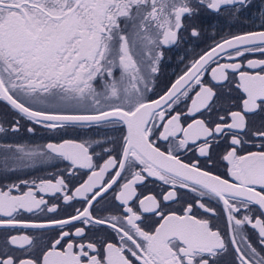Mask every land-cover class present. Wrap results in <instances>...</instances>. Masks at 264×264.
<instances>
[{"label": "snow or ice", "instance_id": "1", "mask_svg": "<svg viewBox=\"0 0 264 264\" xmlns=\"http://www.w3.org/2000/svg\"><path fill=\"white\" fill-rule=\"evenodd\" d=\"M251 4L252 0H0V101L48 129L105 124L126 127L120 159L110 155L102 165L93 162L89 146L76 140L48 143L44 151L5 146L14 149L12 158L19 162L44 156L62 158L72 169H88L90 174L74 186L71 195L65 191L71 189L64 176L41 180L38 188L36 181L30 186L21 181L27 186L23 192L16 183L0 187V227L61 229L55 236L44 232L35 237L4 236L0 239V264H264V143L260 151L245 152V141L239 134L249 130V114H264V59L246 60L248 68L260 69L254 73L243 71V63L218 60L222 54L228 61L243 59L246 53L264 55V31L222 38L193 60L158 99L145 95L150 91V76L159 71L161 48L178 42L186 17L193 20L201 10H208L232 23ZM191 35H200L196 27H191ZM212 64L215 67L210 68ZM116 68L121 69L119 78L114 76ZM208 71L220 87L229 80V71L239 74L237 88L243 93L240 110L219 105L230 123H216V119H225L218 112L215 118H197L213 112L217 107L214 98L223 101L225 97L204 82ZM98 77L103 81V92L95 86ZM195 86L199 90L189 96ZM227 95L230 107H237L230 93ZM184 98L191 101L190 107L186 112L176 111ZM69 105L91 106L93 111L61 110ZM18 128L17 120L13 131ZM4 131L0 124V133ZM230 133V150L220 159L230 166L227 174L231 179L205 170L198 161L185 163L175 154L202 141L199 155L211 163L213 145ZM253 135L264 141V131ZM169 138L176 139V144L162 151L156 141ZM8 159L5 155L6 165ZM137 165L142 166L140 170L132 171ZM113 169L118 170L108 175ZM126 171L130 179L122 175ZM67 176L74 177L76 172L69 170ZM146 178H156L170 190L161 192L160 199L153 194L141 198L137 185H143ZM121 179L125 182L118 185ZM114 185L119 187L115 199L122 205L138 204L140 212L128 206L123 215H94L96 211L108 212L107 206L96 209L95 205ZM177 188L187 189L201 200L222 202L221 212L200 200L195 202L196 208L212 219L194 215L192 203L182 214L162 207V202L177 200ZM37 191L52 195L63 192L65 204L79 198L85 206L73 208L74 214L64 219H18L22 212H58L59 205L48 206L43 196L37 198ZM253 206L259 215L252 214ZM221 213L226 217L224 234L213 222ZM143 214L158 217V225L145 230L141 226L146 223ZM96 225L111 229L115 242L107 233L84 242L86 227ZM248 227L257 233L255 246ZM10 246L22 255H14Z\"/></svg>", "mask_w": 264, "mask_h": 264}, {"label": "flooded vegetation", "instance_id": "2", "mask_svg": "<svg viewBox=\"0 0 264 264\" xmlns=\"http://www.w3.org/2000/svg\"><path fill=\"white\" fill-rule=\"evenodd\" d=\"M226 9H222V12ZM261 13H264V0H252V4L243 9L236 19L232 23H226L225 17L218 16L216 13L201 10L200 15L195 17L193 20H189L187 17L184 19L186 25L185 29H182L179 33V40L174 45L163 46L161 51L163 52V57L159 62V71L150 76L151 83L148 87L150 91L145 93L148 99H157L160 95H163L164 92L170 87L171 83L183 75L187 71L190 63L198 59L199 55H202L204 51L209 50L215 42H219L222 38L230 34H242L249 31H264V28L261 27L262 22H264V17ZM191 27H196L200 33L198 37L191 35ZM134 52L137 51L135 44H133ZM139 59V57H137ZM247 59H264V55H261L259 52L245 54L243 59L238 58L237 60L228 61L223 58H218L220 63H235L240 62L245 64L243 71L257 72L260 71L259 68L250 69L246 66ZM215 67V64L210 65ZM144 70L142 65V71ZM121 74V69L116 68L114 70V76L119 78ZM238 73H233L232 71L228 72L229 80L223 82V86L220 87L212 80L211 72L208 71L204 74L203 80L206 84L213 87L217 91L218 95L225 93L223 101H216L214 98V103L217 104V107L213 108L211 114L205 113L204 115H198L197 118L206 119L208 115H212L215 118L217 112L219 116L224 117V121L216 119V123L231 121L227 118L226 112L219 107L223 103L225 108H230L231 111L240 110L239 98L243 95L241 90H238L237 85L239 83ZM106 80H111V78L105 77ZM146 79L149 77L146 76ZM95 86L98 92H103V81L98 77L95 82ZM199 87L195 86L193 91L189 92V96H194L195 91H198ZM228 93L230 97L237 104V107H230L227 103ZM191 101L187 98H184L181 103L176 106V111L186 112L187 107H190ZM40 107V106H36ZM61 110L64 111H73V112H85L93 111L91 106H72L69 105ZM248 119V131L245 134L244 132L239 133L243 136L245 143L243 148L245 152L248 151H260L261 144L264 141H261L259 138L255 137L253 134L257 131H264V114H249ZM19 121V128L16 131H13L15 127V121ZM187 122H190L187 121ZM182 123H186L182 118ZM0 124L5 128V131L0 133V187H5L13 183L20 184V191H27V186L21 183V181H28L29 186L32 181H36V187H39V182L41 180H53L59 179L61 176H64L66 182H69V190H65L69 195L74 191V186H79V183H82L83 180L87 178V175L90 174L88 169H72L71 163L69 161L63 160L62 158H52L48 159L47 156L36 157L32 160H24L22 162L14 160L12 158L13 150L7 149L6 145H23L26 149H37L39 151H44V146L48 143H62L64 140H76L77 142L85 143L86 146H89V154L93 156V162L98 165H102L108 157L115 156L117 160L120 159V151L122 144V136L126 134V127L119 125L113 127L111 125H100V126H74L67 127L64 129H48L44 125L36 124L33 121L28 120L26 117H23L21 114L17 113L15 109H12L4 101H0ZM210 127L213 125H209ZM31 128L33 131H28ZM162 130V129H160ZM230 139L231 133L228 136H221L218 138L219 142L213 145L211 156L212 162L208 163L205 157H201L198 152V146L202 141H197L195 145H190L188 149L176 151L175 154L179 155L185 163H192L198 161L199 164L205 168V170L212 171L214 174L220 175L223 178L231 179L227 174V169L230 167L226 161H222L220 157L223 154H226L230 150ZM95 141H100V143H95ZM177 140L174 138H169L168 141L158 140L156 141L157 146L161 148L162 151H167L168 146L176 144ZM110 149L111 151H105ZM237 151L240 152V148H237ZM243 154V153H241ZM5 155L9 156L7 165L5 164L4 157ZM142 166L137 165L132 171L140 170ZM69 170L75 171L76 176L68 177L67 172ZM118 169H113L108 175H113L114 172ZM124 177L130 179L131 176L126 171L122 174ZM105 179H108L106 175ZM125 180L121 179L118 181V185L124 183ZM114 185L111 190L106 194L104 200L100 204H96V209L108 207V212L101 213L99 211L94 212V215H123L125 214L124 210L128 206H132L135 211L140 212L138 204L130 202V205H122L119 201L115 199V196L118 194L119 187ZM170 188L168 185H164L161 181L156 178H146L143 185H137V192L142 198L144 195L153 194L160 199L161 192H167ZM177 200L175 202H162V207L167 210L176 211L178 214H182V210L187 206L188 203L193 204V214L197 215L198 218H208L212 217L204 213L203 210H198L196 208V201L205 203L207 206H211L221 212L222 202L208 198L201 200L195 193H190L187 189L177 188ZM13 194H19L14 192ZM64 193H56L55 195L44 194L37 191V198L43 196L45 200L48 201V206L52 204L59 205V210L56 213L48 212H22L18 215V219L22 220H44L48 218L52 219H64L67 218L69 214H74L73 208H82L85 206L82 201L77 198V200L72 201L71 205L65 204L63 202ZM259 215V211L256 206H253V213ZM3 218V217H0ZM143 219L145 224H142V227H145V230H152L153 227L157 226L159 223L158 217L152 214H143ZM226 217L221 213L219 219H215L213 222L216 224L222 231V234L226 231ZM77 226H82L77 222ZM89 228L91 230H89ZM61 229L59 228H49L45 230L37 229H4L0 227V239L6 235H29V236H38L41 232L47 233L48 236H55ZM63 230H71L74 232V229L65 228ZM246 231L249 234V237L253 243L256 245L257 233L252 230L250 227L246 228ZM107 233L112 242H115V233L111 229L105 226H88L86 227V239L84 242L91 240L94 241L96 235ZM79 241V238H76ZM10 250L14 255H22L19 250L15 249V246H10ZM232 249H229V257L231 256ZM133 264H136L133 261Z\"/></svg>", "mask_w": 264, "mask_h": 264}]
</instances>
